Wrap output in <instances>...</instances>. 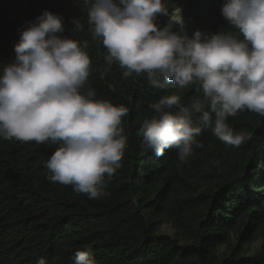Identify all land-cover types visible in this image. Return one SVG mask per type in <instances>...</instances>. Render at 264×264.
I'll return each instance as SVG.
<instances>
[{
  "label": "trees",
  "instance_id": "16d2710c",
  "mask_svg": "<svg viewBox=\"0 0 264 264\" xmlns=\"http://www.w3.org/2000/svg\"><path fill=\"white\" fill-rule=\"evenodd\" d=\"M224 2L162 0L169 15L154 23L175 30L170 17L179 10L189 38L195 31L224 30L243 39L222 16ZM45 9L62 18L64 31L56 35L77 41L91 60L81 92L128 108L121 118L127 142L121 166L105 177L108 195L89 199L73 185L49 179L46 160L58 144L0 138V264H74V254L86 249L96 264H264V246L251 257L234 247L219 251L233 233L249 241L264 234V117L248 110L228 117L234 131L251 133L238 147L207 129L198 137L203 146L194 147L186 163L178 166L175 149L156 156L139 134L154 115L149 105L169 95L187 105L203 97L199 82L156 88L144 73L123 77L118 62H106L102 38H93L83 0H0V74L15 60L20 32ZM163 221L181 238L155 235Z\"/></svg>",
  "mask_w": 264,
  "mask_h": 264
},
{
  "label": "clouds",
  "instance_id": "9594fccd",
  "mask_svg": "<svg viewBox=\"0 0 264 264\" xmlns=\"http://www.w3.org/2000/svg\"><path fill=\"white\" fill-rule=\"evenodd\" d=\"M83 3L93 38H102L106 62H118L123 77L144 73L156 88H184L197 81L202 87L203 97L187 105L177 95L149 105L154 115L139 134L156 156L175 149L178 166L186 163L194 147L203 146L198 137L207 129L231 146L251 139V133L236 132L226 121L244 110L264 117V0H225L222 5V16L243 39L224 30L195 31L189 38L179 10L170 17L175 30L158 27L157 16L169 15L162 0ZM71 23L81 27L77 19ZM63 31L62 18L45 9L20 32L15 60L0 74V138L58 144L46 160L49 179L100 199L108 195L105 177L121 166L127 142L121 118L129 110L81 92L91 60L77 41L56 35ZM173 106L178 111H170ZM74 264L96 261L86 249L74 254Z\"/></svg>",
  "mask_w": 264,
  "mask_h": 264
},
{
  "label": "rangeland",
  "instance_id": "374dc122",
  "mask_svg": "<svg viewBox=\"0 0 264 264\" xmlns=\"http://www.w3.org/2000/svg\"><path fill=\"white\" fill-rule=\"evenodd\" d=\"M155 235H166L174 239H180L181 233L178 232L170 223L163 221L156 229ZM184 237V235H183ZM237 235L235 233L231 234L229 245L221 246L219 251L227 254V249L233 247L238 252L241 257H251L256 253H259L264 246V234H255L253 241H249V237L243 240H236ZM186 243V241H184ZM183 243V241H181ZM224 251V252H223Z\"/></svg>",
  "mask_w": 264,
  "mask_h": 264
}]
</instances>
